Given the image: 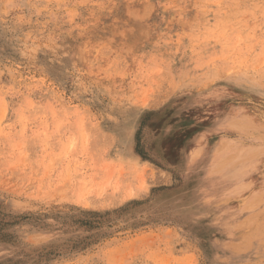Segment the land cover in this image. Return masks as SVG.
<instances>
[{"label": "rangeland", "instance_id": "obj_1", "mask_svg": "<svg viewBox=\"0 0 264 264\" xmlns=\"http://www.w3.org/2000/svg\"><path fill=\"white\" fill-rule=\"evenodd\" d=\"M0 264H264V0H0Z\"/></svg>", "mask_w": 264, "mask_h": 264}, {"label": "bare ground", "instance_id": "obj_2", "mask_svg": "<svg viewBox=\"0 0 264 264\" xmlns=\"http://www.w3.org/2000/svg\"><path fill=\"white\" fill-rule=\"evenodd\" d=\"M124 182V181H123ZM128 188V187H127ZM130 188H128L127 190H129ZM139 190V189H138ZM130 191V190H129ZM138 192V191H137ZM132 193V192H131ZM130 194V193H129ZM140 194V193H139ZM128 197V196H127ZM109 199H112V198H109Z\"/></svg>", "mask_w": 264, "mask_h": 264}]
</instances>
